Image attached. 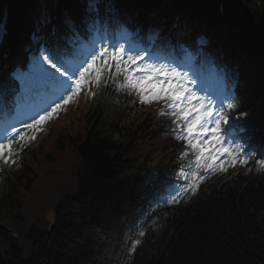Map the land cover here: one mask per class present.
Instances as JSON below:
<instances>
[{
	"label": "trees",
	"instance_id": "trees-1",
	"mask_svg": "<svg viewBox=\"0 0 264 264\" xmlns=\"http://www.w3.org/2000/svg\"><path fill=\"white\" fill-rule=\"evenodd\" d=\"M5 1L0 0V13ZM37 1L12 0L15 44L28 37ZM217 1L203 2L202 24L214 23ZM262 1L260 6L257 0H227L238 13L225 19V45L232 55L246 52L248 58L239 93L248 98L246 121L255 137L264 136ZM67 2L78 6L77 0ZM170 10L166 2L161 23L152 22L157 32L167 30ZM136 114L108 122L99 109L86 116L65 111L47 122V131L25 152L23 170L0 181V264H98L104 224L142 172L133 135L149 127ZM245 171L208 184L149 246L154 258L147 251L138 264H264V173ZM100 201L111 203L102 208Z\"/></svg>",
	"mask_w": 264,
	"mask_h": 264
},
{
	"label": "snow or ice",
	"instance_id": "snow-or-ice-1",
	"mask_svg": "<svg viewBox=\"0 0 264 264\" xmlns=\"http://www.w3.org/2000/svg\"><path fill=\"white\" fill-rule=\"evenodd\" d=\"M146 55L144 51L131 54L122 46L111 52L109 48L101 47L91 54L88 61L76 66L67 64L58 53L44 55L42 59L52 70L51 77L59 79L64 86V94L53 103L50 110H45L30 123L23 124V127L34 132L40 130L42 124L74 102L82 91L90 90L93 84L99 86L106 71L109 80H120L118 88H127L129 94L136 95L142 103L163 102L169 109L166 114L173 117L174 122L179 121L176 139L186 141L187 147L195 154L194 171L183 174L181 178L185 181L191 179L190 187L194 190L199 180L203 179L199 176L200 170H216L218 166L215 161L219 156L230 157L233 166L240 160L239 147L225 146L228 144L227 129L224 127L229 123L227 110H236L237 103L234 97H226L227 110L223 99L220 101L221 108L216 109L211 99L200 96L188 86L195 84V81L187 72H182L175 66L147 63ZM98 61L99 68L96 67ZM240 115H246L243 109H240ZM26 139L32 140L35 136L26 138L19 128H12L0 141V160L5 164H14L13 146H25L19 144V141L26 144ZM183 155L187 156L188 153ZM243 162H247V156ZM219 168L226 171L223 161L220 162ZM170 202H176L175 196Z\"/></svg>",
	"mask_w": 264,
	"mask_h": 264
},
{
	"label": "rangeland",
	"instance_id": "rangeland-1",
	"mask_svg": "<svg viewBox=\"0 0 264 264\" xmlns=\"http://www.w3.org/2000/svg\"><path fill=\"white\" fill-rule=\"evenodd\" d=\"M121 20H122V22H124L125 16H122ZM226 31H227V29L225 27L220 29L219 27H217L216 24L212 25L210 27V32H209V35L211 37V41H213L214 39H217L218 37H223L225 35ZM246 99H248V98H246Z\"/></svg>",
	"mask_w": 264,
	"mask_h": 264
},
{
	"label": "bare ground",
	"instance_id": "bare-ground-1",
	"mask_svg": "<svg viewBox=\"0 0 264 264\" xmlns=\"http://www.w3.org/2000/svg\"><path fill=\"white\" fill-rule=\"evenodd\" d=\"M61 89H63V88H61ZM60 89V90H61ZM37 101V100H36ZM46 103H48L47 105H45V106H48V105H50V103L47 101ZM41 106V105H40ZM39 106V107H40ZM33 109H37L36 107H35V105L33 106ZM34 112H36V111H32L30 114L32 115ZM226 174H227V176H231L232 175V170L231 169H228L227 170V172H226ZM103 201V200H102ZM100 203H101V207L102 208H106V205L108 204V203H111V202H106V201H104V202H101L100 201ZM100 203H98V204H96V205H99Z\"/></svg>",
	"mask_w": 264,
	"mask_h": 264
}]
</instances>
